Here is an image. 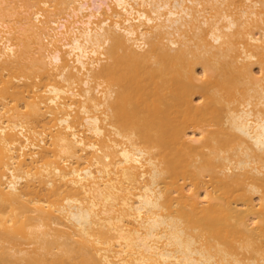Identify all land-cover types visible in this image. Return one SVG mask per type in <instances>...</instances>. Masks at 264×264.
Instances as JSON below:
<instances>
[{"label":"bare ground","instance_id":"1","mask_svg":"<svg viewBox=\"0 0 264 264\" xmlns=\"http://www.w3.org/2000/svg\"><path fill=\"white\" fill-rule=\"evenodd\" d=\"M0 264H264V0H0Z\"/></svg>","mask_w":264,"mask_h":264},{"label":"rangeland","instance_id":"2","mask_svg":"<svg viewBox=\"0 0 264 264\" xmlns=\"http://www.w3.org/2000/svg\"><path fill=\"white\" fill-rule=\"evenodd\" d=\"M197 73L200 74V69H197Z\"/></svg>","mask_w":264,"mask_h":264}]
</instances>
